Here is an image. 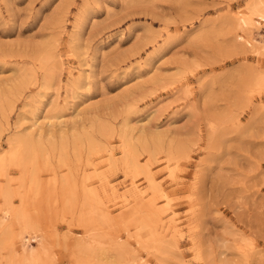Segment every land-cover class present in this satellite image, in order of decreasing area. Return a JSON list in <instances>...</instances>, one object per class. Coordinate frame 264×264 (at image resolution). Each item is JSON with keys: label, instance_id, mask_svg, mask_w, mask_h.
Returning <instances> with one entry per match:
<instances>
[{"label": "rangeland", "instance_id": "1", "mask_svg": "<svg viewBox=\"0 0 264 264\" xmlns=\"http://www.w3.org/2000/svg\"><path fill=\"white\" fill-rule=\"evenodd\" d=\"M253 3L0 0V158L21 142L41 183L26 208L38 233L4 251L24 172L0 169L14 208L1 264L27 249L45 264H260L264 21L254 25ZM78 241L104 246L86 259Z\"/></svg>", "mask_w": 264, "mask_h": 264}, {"label": "bare ground", "instance_id": "2", "mask_svg": "<svg viewBox=\"0 0 264 264\" xmlns=\"http://www.w3.org/2000/svg\"><path fill=\"white\" fill-rule=\"evenodd\" d=\"M247 9H248V14L251 17H254L255 19H257V20L254 19L253 21H254V25L257 28H259L261 26V21H262L260 19V16L262 13H264V0H254V3L249 5V8H247ZM240 23L242 24L241 26H245V24L247 23V19H243V20L241 19ZM250 24H252V23H250ZM17 139H20V138H17ZM22 143L25 144L24 142H22ZM9 145H10V151H9V153H7L8 155L6 157L2 155V158H0V169L6 161L8 163H17L19 165V167L22 169V171L24 172L23 177H22V189L23 190H22V193L20 195L22 203H21V206L19 207V209L16 211L15 221H14L15 225H17L19 227V231L17 232V234L12 233L11 236H9L8 235V234H10L9 230L6 231L7 234H5L6 229L3 228L4 231L2 234L3 239L1 241V249L4 251L5 250H12V252L15 253L16 252L15 251V240L17 238L23 237L28 232H32L35 234L38 233L36 230L37 227H35L34 219H33L31 214H28L26 212V208H28V206L30 205L29 198H30L31 192L34 190V188L40 187L41 183H39L38 180H36V178L33 177L32 172L30 175V172H27L25 170L26 169L25 168L26 167V163H25L26 158L24 156V151H23L24 146L21 145V142H17L16 140H11ZM25 145H27V144H25ZM133 149H134L133 145L127 141L126 158H128V160H130L131 164H133L132 161L134 162V160H136L135 159L136 157L133 153L134 152ZM29 165H30V163H29ZM41 188H43V187H41ZM41 188H40V190H41ZM11 190L12 189L10 188L9 184L7 186L0 187V196L4 199V204L2 205V208H0L4 214V218H2V220H0V226H3V224H4L3 221L7 217V215L12 210L14 211L13 204H12V197H13L12 194L13 193L11 192ZM35 195H37V194H35ZM85 202L87 203V201H85ZM31 205H35V204H31ZM87 207H88V204L85 205L83 208L86 209ZM38 224H39V222H38ZM36 226H37V223H36ZM9 229H10V227H9ZM11 229H12V227H11ZM4 234H5V237H4ZM35 236H33V237L31 236V239H35ZM27 242H30V240L28 239ZM33 242H35V240ZM44 246H47V245H44ZM103 246H104L103 242H95L94 241L91 245H86L83 241H81V242L78 241L76 243V245L74 246V249H75L76 254L78 256H80V257L84 256L86 259H89V258H93L95 253ZM116 248L118 250L122 249V247H120L119 244ZM47 249H46V251H48ZM8 252H11V251H8ZM11 255L12 254L9 253V256L11 257V258L9 257L10 263L8 262V259H7L8 257L6 258L7 264H13V262H14V258H15L13 256L14 254L12 256ZM45 255H46L45 252L42 250H39L38 253L37 252L35 253L33 249H29V250L27 249L24 251L22 256H20V257L17 256V257L20 258V260H18V261H20L19 264H45L46 261L49 262L48 261L49 258L46 257V258H48V259H46ZM51 259H53V258H51ZM1 260H2V258L0 257V264L2 262ZM5 264H6V262H5ZM14 264H16V263H14ZM51 264H53V263H51Z\"/></svg>", "mask_w": 264, "mask_h": 264}, {"label": "snow or ice", "instance_id": "3", "mask_svg": "<svg viewBox=\"0 0 264 264\" xmlns=\"http://www.w3.org/2000/svg\"><path fill=\"white\" fill-rule=\"evenodd\" d=\"M260 19L264 21V13L261 14ZM252 246L255 247V242H252ZM137 247V246H134ZM149 250L147 248H144L143 251L141 252V255H145ZM262 252V259L260 261V264H264V249H261ZM128 264H160L159 261H154L150 256H146L143 259L137 258L134 261L128 262Z\"/></svg>", "mask_w": 264, "mask_h": 264}]
</instances>
